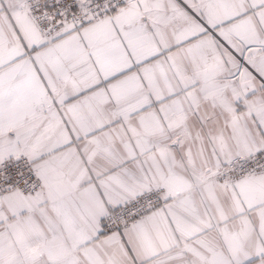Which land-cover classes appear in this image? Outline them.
<instances>
[{
    "label": "snow or ice",
    "instance_id": "obj_1",
    "mask_svg": "<svg viewBox=\"0 0 264 264\" xmlns=\"http://www.w3.org/2000/svg\"><path fill=\"white\" fill-rule=\"evenodd\" d=\"M0 264H264V0H0Z\"/></svg>",
    "mask_w": 264,
    "mask_h": 264
}]
</instances>
